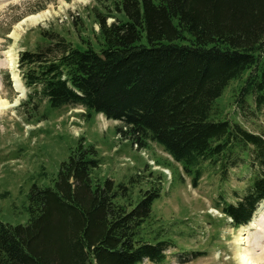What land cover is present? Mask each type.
Segmentation results:
<instances>
[{"label": "trees", "instance_id": "16d2710c", "mask_svg": "<svg viewBox=\"0 0 264 264\" xmlns=\"http://www.w3.org/2000/svg\"><path fill=\"white\" fill-rule=\"evenodd\" d=\"M112 3L95 14L94 45L41 31L34 48L20 52L28 99L41 95L52 110L82 107L119 122L122 140L138 150L157 144L194 186L202 162L223 177L246 163L256 168L235 204H217L235 228L247 224L264 203V130L253 134L212 115L224 89L245 74L236 103L244 110L250 97L264 111V0ZM98 167L96 149L79 140L53 186L31 187L27 223L0 221V264H162L173 244L139 235L159 190L120 204L127 186L94 179Z\"/></svg>", "mask_w": 264, "mask_h": 264}, {"label": "rangeland", "instance_id": "374dc122", "mask_svg": "<svg viewBox=\"0 0 264 264\" xmlns=\"http://www.w3.org/2000/svg\"><path fill=\"white\" fill-rule=\"evenodd\" d=\"M112 2L0 0V101H17L15 107L0 112V221L25 225L31 187L53 186L60 164L82 140L97 152L99 167L92 173L93 178H109L127 186V196L119 198L118 203L135 205L146 190H159V198L139 235L151 243L167 240L173 244L162 264H239L237 253L241 251L250 262L264 264V203L258 205L250 222L237 228L217 207L221 202L235 204V192H242L256 168L246 163L223 177L218 168L202 162L201 179L194 186L193 175L157 144L147 142L144 149L138 150L122 140L115 131L119 122L88 113L82 107L52 110L41 95L29 100L31 90L23 86L25 94L20 98L13 88L12 73L20 79L18 55L34 48L41 40V31L58 32L74 44L92 46L98 31L95 14L106 13L113 7ZM45 12L48 16L39 24H21ZM112 21L108 19V23ZM81 45L77 48H83ZM10 59L14 60L13 66L8 64ZM246 75L224 89L212 117L260 134L264 130V111L255 109L250 97L244 110L236 103ZM140 264L152 263L143 260Z\"/></svg>", "mask_w": 264, "mask_h": 264}, {"label": "bare ground", "instance_id": "6f19581e", "mask_svg": "<svg viewBox=\"0 0 264 264\" xmlns=\"http://www.w3.org/2000/svg\"><path fill=\"white\" fill-rule=\"evenodd\" d=\"M47 16H48V12H45L43 14L33 15V16H30L27 19L23 20L21 22V24L22 23L25 24L26 22H29V23L31 22L32 24H35L36 25V24H39L40 22L44 21ZM9 61H10V63H8L9 66H13L12 65L13 63L12 62L14 60L12 61L10 59ZM12 81H13V86H14L13 88H15L16 92L18 93V96L20 98H22L24 96V94H25V90H24L23 85L20 82L21 80L19 79V77L16 74L12 73ZM18 100H19V98H18ZM16 103H17V101H15V103H8V102H6L4 100H1L0 101V112L6 111L8 109H11V108L15 107ZM241 239H242V237H241ZM236 245H237V243H236ZM241 252H238L237 253L238 254L237 256H238L239 264H255V263H252V261L250 262L249 259L247 258V256L244 255Z\"/></svg>", "mask_w": 264, "mask_h": 264}]
</instances>
